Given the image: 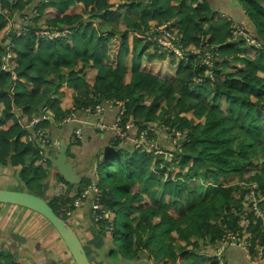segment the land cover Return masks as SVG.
<instances>
[{"label":"trees","instance_id":"trees-1","mask_svg":"<svg viewBox=\"0 0 264 264\" xmlns=\"http://www.w3.org/2000/svg\"><path fill=\"white\" fill-rule=\"evenodd\" d=\"M118 1L117 6V0H75L61 12L46 0L37 5L35 0H0V163L19 176L21 171L27 185L46 180L51 162L28 135L74 111L121 101L127 107L124 124L134 121L135 137L150 125L160 129L149 138L173 155L165 159L157 149L147 152L115 139L104 158L108 179L99 153L95 178L82 182L97 181L102 204L114 219L126 210V257L140 259L146 251L157 264H219L211 255L232 232L250 241L256 258L264 248V218L258 215L264 212V0ZM24 13L29 15L22 21ZM43 18L46 30L60 37L37 33L45 30L38 27ZM98 18L109 28L95 38ZM10 25H21L26 33L6 35ZM235 26L258 45L235 35ZM154 37V42L148 39ZM10 39L16 55L5 70L2 52ZM160 39L185 50L201 47L203 56L210 50L212 68L192 50L176 57ZM169 58L176 73L164 79ZM10 80L13 87H7ZM67 86L72 91L64 93V108L56 95ZM45 108L53 119L31 128ZM208 178L215 192L206 187ZM72 191L49 201L69 222L67 212L76 210L82 190ZM179 242L183 253L177 252ZM162 244L165 256L159 260L155 254Z\"/></svg>","mask_w":264,"mask_h":264},{"label":"rangeland","instance_id":"rangeland-1","mask_svg":"<svg viewBox=\"0 0 264 264\" xmlns=\"http://www.w3.org/2000/svg\"><path fill=\"white\" fill-rule=\"evenodd\" d=\"M46 3L50 6H52L51 0H47ZM69 4H70V2H69ZM118 4H120V2L117 0L116 5L118 6ZM36 11H37V9L33 10V12H36ZM4 12H7V11L5 10ZM178 24L180 25L181 23H178ZM166 28H167L166 25H162L160 27L161 30H166ZM20 33L25 34L26 31L20 32ZM37 33H39L41 35H49L50 37L51 36L53 37L52 34H45V32H43L42 30H37ZM234 33L237 36H239V33H243V34H245V37H247L248 40L252 39V37L249 34L244 33L242 27H240V26H235ZM19 35H21V34H19ZM60 36L61 35H58L57 37L54 36V37L58 38ZM137 37L141 38V40L147 39V38H145L144 35L141 36L138 34ZM175 39H177V38H175ZM252 41L254 43H257V41L255 39H252ZM207 46H208V44H207ZM203 48H204V46H203ZM8 49H9V53H12V56L16 55L15 54L16 52L14 50V46L10 45ZM188 49L192 50L195 54H197L198 60H201L203 58L202 64L211 65L209 67V70L212 68L213 60H211V58L210 59L208 58V57H212L210 50L207 51L205 56H203L202 55L203 51H202L201 47L190 46V47H188ZM166 51H169L171 53L173 52L170 49H166ZM173 53L176 55L175 52H173ZM182 54L184 56V50L182 51ZM207 55H208V57H207ZM176 57L182 58V57H179L177 55H176ZM131 59L132 58H129V60H131ZM129 63H130V61H129ZM164 67H165L166 72L161 73L162 77L164 79H168V78L172 79L175 76L177 67L173 66L171 64V58H169L164 63ZM129 68H131V67L128 66V69ZM226 70H224V71H226ZM209 73L211 74V72H209ZM91 76H92V74L89 73V80H91V82H93L94 79ZM10 85H12V82ZM13 85H12V87H13ZM58 95H60V93H58L56 96L58 97ZM209 98H210V106H213L214 105L212 103L213 96L211 95ZM2 109H3V105H0V115H1ZM156 130L158 132H160V129H156ZM156 143L158 144L157 141H156ZM33 144H36V145L38 144L40 147V151H41L42 148H41L40 143L35 142ZM157 152H158V155H163V157L165 159H167V157H171L173 159L172 154H170L169 152H166L165 150H162L161 148ZM99 153L103 154L104 151H101ZM103 165H104V168L106 171L105 172L106 177L104 179L107 180L108 179L107 177L109 175V173H108V159H104ZM52 171H53L52 169L49 170V172H48L49 176L46 180L43 179V180H41L40 183H33L30 185H27V182L22 179L21 173L19 176V174L17 172L12 170L11 166L8 167V166L2 165L0 163V188L10 189V190L33 191L35 193L41 192V194L44 196V198L49 202V201H51V197H53V195H57V196H61V197L67 196L69 188H72V190H73L72 194H73L80 189L82 190L84 188L83 186H86L85 182L79 186L78 185H72L68 182H65L63 180L62 176L59 175V173L53 174ZM50 181L53 182L54 184H56L57 186L61 187L63 190H61V189L59 190L55 187L54 189L49 190V193H46V188H48L49 186H45V185H47ZM206 187H211L212 191L215 192V186L209 178L206 181ZM253 187L257 188V184L254 183ZM41 188H42V191H39ZM200 188H201V186L197 187L198 190ZM11 210L13 212H11ZM263 213H264L263 211H260L258 215L262 216L264 218ZM25 214L26 215L31 214L32 218L25 217ZM82 214L84 215V212H82ZM91 214H92V212H90V217H88V215H89V213H88V214H86L87 215L86 217L79 218V216L77 214L71 213V215L69 217L72 221L71 224L73 225V227L78 232V234H79L81 240L84 242L86 248H88L87 252L89 254V257L91 259L92 264H98L99 260H102V262L104 263L106 259H102V257L105 253H107V255H109V258H108L109 260H110V258L113 260H121V257H122V258H125V260L127 259L128 260L127 262L130 263L129 262L130 258L126 257V251H125V246H124V242H123V234H122V231L124 229L123 224L127 218L126 210L123 209L121 211V213H119V214L116 213L117 214L116 219H115L116 229H117L116 232L106 229L104 227L105 224L102 225L101 222H95L94 219L91 217ZM4 226H8V229L11 228L12 230H15L16 228H18L20 230L25 228L27 230V234H29V236H26L27 243H28V245H26V246H28L31 249H34V247L37 248L36 245H38V249H36V250H40V251L44 250L43 252H46V247H45L46 244H48V242H51L52 240L54 241L55 238L59 241L63 250L68 249L65 246V243L62 240V238L59 236L56 229L53 227V225L44 216H42L41 214H38L32 210L26 209L24 207L13 206L12 204H6L5 205V203H0V227L3 228ZM103 228L105 230L101 231V229H103ZM36 233H38V234L40 233L39 234L40 236L37 237L35 235ZM24 235H26V234H24ZM30 238H32V239H30ZM224 239L230 241V242H228V244L234 243V245H236L235 247H238V248L242 249L243 251H245L247 253V256L249 258H251L254 262H259V261L264 260V259L260 260V258L264 255V251L262 253H260L259 255H257L256 258H253L252 254L250 253L248 248H246L244 246V245H248L250 247V241L246 240V238L240 239L238 236H235L232 232H231V234L227 232L226 235L223 237V240ZM165 241H169V239L167 240V237H165ZM177 244L179 245L177 252L183 253L184 252L183 249H185V248L182 246V244L180 242ZM55 248L58 250H61L57 247H55ZM108 248H110V249H108ZM227 249H229V246ZM206 250L210 251L211 247L207 248ZM155 256L159 260H161V259L164 260L165 248H164L163 244H162V248L159 249L158 251H156ZM211 257L215 258L217 261H219L217 256L215 255V252H214V254L211 255ZM152 259H153V256L148 257V254L146 253V251H144V254L140 255V259H137V257H136L134 261H135V264H157ZM103 263H100V264H103Z\"/></svg>","mask_w":264,"mask_h":264},{"label":"crops","instance_id":"crops-1","mask_svg":"<svg viewBox=\"0 0 264 264\" xmlns=\"http://www.w3.org/2000/svg\"><path fill=\"white\" fill-rule=\"evenodd\" d=\"M42 1L44 0H35L34 5H37L41 3ZM51 1H52V7L54 9H57L58 11L60 10L61 12L67 10V8L70 6L75 5V0H51ZM28 15H29L28 13H24L23 16L21 15L20 19H22V21H25ZM53 15H55L54 12H49L48 14L49 17ZM38 27H44L45 30H42V31L45 32V34H52L53 37L52 36L50 37L49 35H47L50 38H55L58 35H60L59 32L57 31L51 32L49 30H46L48 26H47L45 18L41 19ZM94 28H95V32L93 36L96 38L104 34L106 32V29L109 28V25L105 24V22L102 21L101 18H98V20L94 22ZM23 30L25 29H23L21 25L15 26V27L10 25L6 32V35L8 33H11V35H14L15 33L18 35L23 34V33H20V32H23ZM67 32L68 31H66V33ZM9 42L11 43L7 45L6 51L2 52L3 56L9 50L8 48L10 45L14 46L11 39L9 40ZM98 45L99 44H96L94 49H97ZM129 61L130 63L128 62V66L131 65V60ZM96 73H97V70H94L93 74L96 75ZM11 82L13 83L14 80H10V82H8L7 87L11 84ZM89 82L93 83L91 82V80H89ZM71 91H72L71 88L67 86L64 89H62V94L58 95L57 97L60 99V102L62 103L64 108L67 106V102H66L67 99L64 93H70ZM0 105H3V104H0ZM71 114H75V119H76L75 121H70V122L65 121V119L70 115L68 114L64 120L62 121L55 120L53 125L46 128V130L50 133L52 137L53 147L52 148L45 147L44 151H45L46 157L48 154L54 155L60 147V141L62 139H65L69 146L68 152H67L68 158L69 160L74 162L75 170L77 174L79 175V177L81 178V183L78 184L79 186V185H82V182L84 180H87L88 178H91V179L95 178L96 161H97L96 158L99 152L104 151V150H108L109 152L113 144L116 142L115 141L116 134L114 133L113 130H109V131L97 130L94 124L97 121H101L107 127L112 129L116 122V118L118 117L119 108L117 106H110L106 109V111L100 117H96L93 114H86L82 110L74 111ZM85 121H87V123H85ZM132 123L134 126L129 129L128 138L124 140L123 139H118V140H120L125 146L135 147L137 139L141 137V134L138 137H135V123L134 121H132ZM78 127L83 128V131H84L83 138L79 141V143L71 144L70 143L71 137L74 134V131ZM158 145L160 146L159 143ZM49 167L46 169L47 172H49V170L52 169L53 174L58 173L56 169H54L52 166H49ZM13 171L18 172V170H15V169ZM27 171H29L28 168H27ZM20 173L22 172L20 171ZM45 186H49L48 188H46V193H49V190H52L55 187L59 190L60 189L63 190L61 187L57 186L51 181ZM86 186H83V187H86ZM13 206H16V205H13ZM86 210L87 209L85 208V206H82L76 209L73 213L77 214L79 218H82V217L87 216ZM11 212L13 211L11 210ZM82 212H84V215L82 214ZM31 216H32L31 214L29 215L25 214V217L32 218ZM88 217H90V210H89ZM26 236H29V234H27V230L25 228L21 230L18 228H16L15 230H12L11 228L8 229V226H4L3 228L0 227V264H14L15 261L18 264H73L72 257L70 256V254L68 253L66 249L65 250L62 249V246L60 245L59 241L56 238L55 240H57L58 242H55L56 243L55 247L61 250H58L55 247L48 244V246H45L47 251L43 252L44 250L42 251L36 250L38 249V245H36L37 248L34 247V249H31L28 246H26L28 245ZM38 236L40 235L38 234ZM108 258H109V255L105 253L103 255V259H106L108 264L114 263L113 259L110 258L109 260ZM226 259L227 261L230 262V264H264V260L259 261V262H254L251 258L247 256V253L245 251L235 246L230 247L227 250ZM121 261H123L125 264H130L125 259L124 260L122 259Z\"/></svg>","mask_w":264,"mask_h":264},{"label":"built area","instance_id":"built-area-1","mask_svg":"<svg viewBox=\"0 0 264 264\" xmlns=\"http://www.w3.org/2000/svg\"><path fill=\"white\" fill-rule=\"evenodd\" d=\"M1 11H2V8H1V3H0V12ZM244 33H246V32L244 31ZM239 35L245 36V34H243V33H239ZM148 39H151V41L154 42L156 38L154 37V38H148ZM251 41H252V39H251ZM159 42L162 44V46L166 47L167 49L172 50L173 52L176 53L177 56L182 57V58L184 57L182 54L183 50H184V55H185L186 51L187 52L190 51L189 49L185 50L182 47H178L176 44L174 45V44L168 43L166 40H163V39H160ZM255 44L258 45V41ZM12 57H13L12 53H9V50L3 56V61H5L3 68L5 70L8 69V61ZM207 57H208V55H207ZM212 57H213V54H212ZM212 57H208V58L210 59ZM207 66L210 67L211 65H207ZM200 81H201V79L198 80V82H200ZM110 106H117L119 108V114H118V117L116 118V122H115L113 128L111 129V128L107 127L101 121H97L94 124V126L97 130H101V131L113 130L114 133L116 134V139H123L124 140V139L128 138L129 129L134 126L132 121L128 122L126 125L124 124V120L127 116V114H126L127 113V107L124 103H122L121 101H117V100L106 101L104 103H100L99 105H97L94 111L87 110V109L82 110V111H84L86 114H93L96 117H100L106 111V109ZM50 119H53V114L49 108H45L43 110L42 115L36 117L33 120L31 128H36L41 122L46 121V120H50ZM75 120H76L75 114H70L65 119V121H68V122L75 121ZM85 123H87V121H85ZM155 131H157L156 128H154L153 126H149L145 132L141 133V137L139 139H137L136 147L142 149L143 151H147V152H150L153 149H157V151H159L160 147L156 143V140H152L149 138L151 133L155 132ZM83 132H84L83 128L78 127L74 131V134L71 137L70 143L71 144L79 143V141L83 138ZM28 140L32 143H35V142L40 143L41 148H42L41 153L44 155H45V151H44L45 147H47V148L53 147L52 137H51L50 133L45 128L44 129L38 128L35 131L34 135L33 134L28 135ZM107 153H108V150H104V153L100 156V159L103 160L107 156ZM90 196H92V202L90 204V212H92L91 217L94 219L95 222H101V223L105 224L104 227L106 229L115 232V230H116L115 219L112 217V213L109 210V208L102 204L103 191L99 187L97 181H93L91 184H89L88 186H86L82 189V191L78 195V197L75 201V204H74L76 209L84 206L86 199L89 198ZM71 213H73V212L69 211L67 214L70 216ZM70 223H72V221H70ZM228 242H230V241L224 239L223 243L217 248V250L215 252V255L217 256V258L219 260V264H230V262L227 261V259H226L227 246L228 245L236 246V245H234V243L228 244ZM244 246L246 248H248V250L250 251V248L248 245H244ZM263 251H264V248L262 247L260 253H262ZM262 259H264V255L260 258V260H262Z\"/></svg>","mask_w":264,"mask_h":264},{"label":"water","instance_id":"water-1","mask_svg":"<svg viewBox=\"0 0 264 264\" xmlns=\"http://www.w3.org/2000/svg\"><path fill=\"white\" fill-rule=\"evenodd\" d=\"M68 147L66 140L62 139L58 151L54 155L48 154L47 158L51 162V166L57 170L66 182L72 185H78L81 183V178L75 170L74 162L68 158ZM90 201L91 199L87 198L84 204L87 209L86 214H88L90 210ZM0 203L21 206L41 214L56 229L76 264H92L85 245L76 229L69 221L61 218L55 212L44 196L30 191L0 188ZM122 259L125 258L121 257V260ZM126 261L128 260L126 259ZM129 262H131V260Z\"/></svg>","mask_w":264,"mask_h":264},{"label":"flooded vegetation","instance_id":"flooded-vegetation-1","mask_svg":"<svg viewBox=\"0 0 264 264\" xmlns=\"http://www.w3.org/2000/svg\"><path fill=\"white\" fill-rule=\"evenodd\" d=\"M40 234V233H39ZM37 237H39L38 236V233H36L35 234ZM55 242H58L57 240H55L54 239V241L52 240L50 243H48V244H50L51 246H53V247H55ZM84 243V242H83ZM48 244H46V246H48ZM85 245V244H84ZM66 246V245H65ZM48 248V247H47ZM85 248H86V246H85ZM108 249H110V248H108ZM86 250L88 251V248H86ZM46 251H47V249H46ZM67 251H68V253L70 254V256L72 257V255H71V253L69 252V250L67 249ZM108 252V251H107ZM50 253V252H49ZM102 259H103V257H102ZM131 260V262H130V264H135V258L134 259H130ZM72 262H73V264H76L75 263V261H74V259H73V257H72ZM100 263H103L102 262V260H99V262H98V264H100ZM103 264H108V262L105 260V262L103 263ZM111 264H124L123 263V261H121V260H114V263H111Z\"/></svg>","mask_w":264,"mask_h":264},{"label":"clouds","instance_id":"clouds-1","mask_svg":"<svg viewBox=\"0 0 264 264\" xmlns=\"http://www.w3.org/2000/svg\"><path fill=\"white\" fill-rule=\"evenodd\" d=\"M113 101V100H112ZM132 121V120H131ZM151 126V125H150ZM116 224V223H115Z\"/></svg>","mask_w":264,"mask_h":264}]
</instances>
